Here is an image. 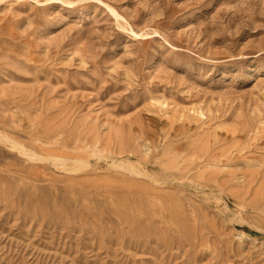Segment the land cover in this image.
Wrapping results in <instances>:
<instances>
[{"label":"rangeland","instance_id":"rangeland-1","mask_svg":"<svg viewBox=\"0 0 264 264\" xmlns=\"http://www.w3.org/2000/svg\"><path fill=\"white\" fill-rule=\"evenodd\" d=\"M0 264H264V0H0Z\"/></svg>","mask_w":264,"mask_h":264},{"label":"bare ground","instance_id":"bare-ground-1","mask_svg":"<svg viewBox=\"0 0 264 264\" xmlns=\"http://www.w3.org/2000/svg\"><path fill=\"white\" fill-rule=\"evenodd\" d=\"M2 134V133H1ZM6 140V138L4 139V141ZM25 151V150H24ZM27 153V152H26ZM36 154V153H35ZM30 155H32L33 156V153H31ZM31 156V157H32ZM34 158H35V155L33 156ZM62 162V161H61Z\"/></svg>","mask_w":264,"mask_h":264}]
</instances>
